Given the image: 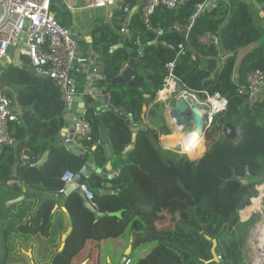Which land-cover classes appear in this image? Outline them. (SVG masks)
Returning <instances> with one entry per match:
<instances>
[{
    "label": "trees",
    "instance_id": "trees-1",
    "mask_svg": "<svg viewBox=\"0 0 264 264\" xmlns=\"http://www.w3.org/2000/svg\"><path fill=\"white\" fill-rule=\"evenodd\" d=\"M204 2L184 0L176 9L163 5L158 7L151 20L154 30L146 28L140 14L133 17L129 23L132 37L125 40L123 47L108 53L106 76L100 85L111 95L112 107L126 108L134 116L135 122H140L144 107L156 99L163 86L167 73L166 63L175 59L178 45L184 43V53L179 56L176 65V73L181 82L191 91L208 90L212 94L220 92L226 96L227 108L215 116V125L218 124L221 131L225 123H232L240 128V135L236 140L221 136L216 144L219 133L211 127L207 137L188 153L194 156L216 144L203 155L192 158L175 154L177 158L174 161L166 160L172 173L170 180L175 183L179 193L169 188L159 197H155L150 182L144 176L134 174L138 164L130 157L134 153L133 149L127 158H121V173L113 179L114 183L119 184V190L114 194L101 195L93 189L98 211L110 213L122 210L121 216L105 215L96 219L94 212L86 208L77 191H71L66 207L73 229L66 237L62 251L54 254V264H71L73 257L79 254L89 240L116 238L128 229L133 235V248L142 249L154 245L157 251L167 254V257L160 259L161 264H248L243 255L247 223L240 220L239 210L250 205L251 198L257 194L254 187L264 182V102L256 108L249 105L245 107L241 86H247L246 76L250 70L264 69V41H261L263 30L254 23L249 5L240 0H237L235 13L230 20L227 2H220L215 8L205 11L196 23L193 22L188 33L172 28L175 23L189 24L198 11V5ZM156 28L161 29L163 41L151 44L157 39ZM207 32L219 36L221 49L200 41L201 36ZM99 41L104 43L107 51L117 38L106 43L107 38L104 36ZM257 42L259 45L250 46L253 48L238 65L240 49ZM141 44L148 45L136 60L135 80L144 92L129 86H113L112 78L121 74L132 52L138 50ZM220 52L227 55V58L216 77L205 82L221 61ZM6 75L11 84L19 86L18 98L26 109L23 124L17 123L14 128L11 126L19 142L17 147L0 150V186L7 185L19 192L20 186L8 184V180L17 178L22 184L42 192L60 193L64 189L61 180L63 173L69 169L75 173L81 171L86 156L75 154L65 144L58 143L57 138L66 116V106L61 100L59 89L50 78L26 68L10 66ZM147 94L148 97L145 96ZM162 105V102H157L150 110V115H156ZM86 116L92 122L93 137L89 141L92 144L99 140V121L91 107ZM107 117L112 118L109 130L111 150L120 156L126 147L118 129L122 120L111 111L107 112ZM162 131L171 133L165 124ZM94 132H97L95 137ZM144 135L157 143L159 135L155 129L143 130L139 133L135 148H142L141 137ZM161 150L163 153L171 152ZM23 152L35 157H43L47 152L49 154L43 164L26 167L20 163ZM223 152L236 155L257 153L247 162L244 178L240 181L245 184L243 180L247 179L248 182L245 184V193L239 196L240 202L237 203L217 198L203 179L205 165ZM39 199L37 196H27L11 206L7 205L6 200L2 202L4 212L0 218V243L4 252L0 249V264H11L15 259L11 241L15 233H24L26 237L45 235L41 240L43 243L38 245V251L46 250L44 241L49 240L50 232H54V229L50 231V226L56 217V203L52 200L44 201L33 217ZM60 217L57 223L66 234L70 224L63 211ZM24 218L27 223L18 222ZM214 240L217 241L216 253L221 256L219 262L213 260ZM136 264H151L150 258H141Z\"/></svg>",
    "mask_w": 264,
    "mask_h": 264
},
{
    "label": "crops",
    "instance_id": "crops-1",
    "mask_svg": "<svg viewBox=\"0 0 264 264\" xmlns=\"http://www.w3.org/2000/svg\"><path fill=\"white\" fill-rule=\"evenodd\" d=\"M240 1H244L249 5L250 11L254 17V23H256V25H258L263 30V38L261 39V41H264V1ZM88 2L89 0H52V12L56 16L59 15L63 26L69 28L72 31V34L79 40V53L88 59L87 63L84 64L80 68V70L74 74V82L78 91V95L82 96L84 98V101L76 102L75 107H71L70 111H67L66 116H72L78 114L81 111L87 113L90 107L93 111V114L97 116L96 109L92 106V103L99 101L103 97L106 98V95L108 94V92H105L100 85V82H102L106 76V57L108 53H112L116 49L123 47L125 42V39L120 33L118 27L120 26L118 11L115 10V8L113 7L89 8L86 6ZM216 2L219 4L220 2L224 1ZM227 4L230 9L229 3ZM133 10L135 11L131 16ZM133 10L128 15L129 23L132 21L133 17L140 14V11L138 8H136V6ZM104 36L107 38L106 43H109L114 38H117V41L115 43H112L110 48L107 49V51L106 48H104V43L99 41V39ZM258 45L259 43L257 42L253 45H249V47L240 49L238 54V65L240 64L244 56L253 48L250 46ZM21 46H24V40H21ZM221 63H223V61ZM128 64L129 63L126 64L125 68L121 71V73L127 68ZM10 66L26 68L29 71H33V69L30 66L28 58L20 53L19 48H16L13 57H7L3 60H0V93L7 94L10 98H12L14 109L20 114V121L11 124L12 128H14L15 124L17 123L23 124L26 108L21 104L18 98L19 86L11 84L10 79L7 78L6 74ZM241 89L243 92L247 89V87L244 85L241 86ZM145 96L148 97V94ZM157 102H162V104L164 103V110L163 108H160L156 111V115H150V110L154 108V105ZM169 104L170 101L164 102L163 100H161L160 93L158 92L156 99L152 101L148 106L144 107L140 122H135L134 116L129 114L126 108L120 107L118 109L122 110L127 115H131L130 120L133 122L134 126H138L140 128L138 132V137L139 133L143 130L147 131L148 129H155L158 132L159 137L156 144L153 140H150L147 135L141 137L142 147L147 146V144H152V146L153 144H155L156 146L154 147V149H158L161 147L165 150H169V148L163 146L162 144L164 136L168 135L167 133H164L162 131L163 125L165 124L169 128H171V124H174L168 116ZM101 107L102 105L99 106V108ZM107 112L109 111L105 112L104 120L110 130L112 118L110 119L109 117H107ZM121 120L122 121L119 123L118 129L121 132L122 141H124L126 146H128L132 143L133 132L130 130V126L127 125L125 120L122 118ZM98 121L99 140L97 142H94L92 144H90V142L89 144H87L88 142L86 144H82L74 137V141L72 140L74 150L71 149L70 145L66 142L65 138L72 139V125H70L69 129L65 130L64 133H61L60 131L57 140L59 144H65L73 153L86 156V162L84 165L87 164L89 158H93L94 162L91 166L92 170L87 176L86 182L89 187H91L95 190L96 193L98 192L101 195L114 194L119 190V184L113 182V179L116 178L115 176H113V173L121 169V167L123 166L121 163V158H127L129 153H122L119 156L115 155L112 149L113 156L112 158H108L105 146L101 143L99 118ZM96 134L97 132H94V137L96 136ZM108 143L112 148L111 141L109 139V133ZM136 146L137 145H135V147ZM48 154L49 152H47L45 155L47 156ZM130 157L135 161V163H139L138 157L134 155V153H132ZM39 158L40 159L38 161V166L41 165L39 162L42 157ZM109 161H111L112 163V170L106 169ZM138 169L139 165L134 170V174L144 176L150 182V178L145 174H139ZM107 175H110V177H107ZM169 181L167 183H169ZM152 183L153 182L151 181L150 184ZM98 184L99 187L96 188ZM18 186L21 187V191L19 192L16 191V189L7 185L0 186V218L3 217L4 209L2 208V202H4V200H6L7 203V201L18 197H22V200H24L25 198H27V196H37L40 198L39 203L32 215L33 217L37 215L39 208L41 207L42 203L46 200H52L56 203L54 208V212H56V217L53 218V221L50 226V231L51 229H54V232H50L51 234L49 235V240L44 241L46 242V250L44 252L41 250L38 251V245H40V243H43L41 242V240L45 235H32L31 237H26L24 233H15L13 235L11 239L13 243L12 255H14L15 259L11 261V264H54L53 256L57 252L62 251V249L64 248L63 246L65 241L64 232L59 227V223L57 222L58 219L61 218L60 216L62 211L64 212L65 216H67V213H69L66 207V201L72 192H70L69 195H66L65 191L55 194H49L47 192H42L24 184ZM25 208L28 209V206L26 205ZM246 209L247 206L245 207L244 214L246 217L247 215L249 217L250 214L246 213ZM18 222L25 224L27 223V219L24 218L23 221L18 220ZM249 245H251L250 242ZM130 246L132 247L131 252L130 254H127V250ZM154 247V245H151L142 249L133 248V235L128 229L123 235L116 238L111 237L103 241L89 240L86 243L85 247L79 252V254L73 257L71 264H133V261L135 262L137 259L145 257L150 258L151 264H161L162 262L160 261V259L163 257H167V254L165 252L157 251ZM0 249H2L1 243ZM258 249L264 251V248L262 249L259 247ZM2 251L4 252L3 249ZM255 257L259 258L260 260H257L256 264H261L262 261L260 259V255H257Z\"/></svg>",
    "mask_w": 264,
    "mask_h": 264
},
{
    "label": "built area",
    "instance_id": "built-area-1",
    "mask_svg": "<svg viewBox=\"0 0 264 264\" xmlns=\"http://www.w3.org/2000/svg\"><path fill=\"white\" fill-rule=\"evenodd\" d=\"M181 1L184 0H89L86 6L89 8H115L119 13V31L126 40L132 37L128 15L135 6L139 9L146 28L154 30L151 20L157 8L163 5L170 9H176ZM205 3L206 0L198 5V11L192 16L189 24L175 23L172 28L188 33ZM217 5L218 3L214 1L208 9L215 8ZM155 31L157 37L161 35L160 28H156ZM21 40H24V46H21ZM200 41L221 49L217 34L207 32L201 36ZM9 46L19 48L20 53L28 58L34 72L44 75L54 82L59 89L61 100L66 106V113L69 112L71 108L69 104L78 94L74 74L87 63L88 59L79 53V40L69 28L63 26L61 20L52 12V0H0V60L8 57L7 48ZM178 47L179 51L175 59L166 63L167 73L159 93L165 95L164 102H171L172 99V102L185 100L183 92L188 97H196L203 112L207 113L205 120L213 127L215 116L226 110L228 99L220 92L212 94L208 90L191 91L183 85L176 73V65L179 56L184 53L185 44L180 43ZM220 58L221 62H224L227 55L220 52ZM246 83L249 90V106L252 108L261 106L264 102V69L250 70L246 76ZM106 99L107 104L110 105L111 95L109 93L106 95ZM72 117L74 137L82 144H86L93 135L91 121L84 111L72 115ZM19 121L20 114L14 109L12 98L7 94L0 93V150L5 147H17L19 142L11 131V124ZM39 159V157L23 152L20 156V163L26 167H37ZM120 173L121 170H117L113 176L118 177ZM75 174L70 169L63 173L61 176V180L64 182L62 192L74 180ZM8 184L21 185L22 183L17 178H11L8 180ZM255 187L264 197V182ZM79 188L87 200L97 208L93 189L86 183L79 185Z\"/></svg>",
    "mask_w": 264,
    "mask_h": 264
},
{
    "label": "rangeland",
    "instance_id": "rangeland-1",
    "mask_svg": "<svg viewBox=\"0 0 264 264\" xmlns=\"http://www.w3.org/2000/svg\"><path fill=\"white\" fill-rule=\"evenodd\" d=\"M172 101L173 99L169 104V108L175 104ZM164 106L165 105L163 103L162 106L163 110H164ZM177 128L176 125L171 124V128H169L171 133L165 135L162 141L163 146L169 148V150L171 151L170 153H163L161 147L158 149H154L151 144L148 146H144L142 148L138 146V148L140 149L138 148L134 149V155L138 157V161H139L138 172L139 174L147 175L150 178L149 180L153 182L151 184V187L155 197L161 196L164 193V191L169 188H171V190H173L176 194L179 193L175 188V183H173V181L170 180V176H172V173L170 172L169 166L166 165L165 161L166 160L174 161L177 158L175 154L188 155L190 157L193 156L191 154H188L191 148H187L186 146L184 147L181 146L180 148H178L175 146L179 142L178 138H176L175 136ZM212 128L219 133L216 142L217 144L220 137L222 136L223 126L221 127V131L220 128L218 127V124L213 126ZM216 144L212 145L211 147L215 146ZM211 147L206 149L204 153L207 152ZM256 154H257L256 152H252V153H245L243 155H236L233 152H223L219 154L215 159L211 160L209 163L205 165L203 179L211 187V190L216 193L217 198L221 200L228 199L234 203L240 202L239 196L243 195L246 190L245 184H243L240 180L244 178V170L247 167V162L253 159ZM234 176H236V178H234ZM168 181L169 183H167ZM254 188L257 191L256 196L259 195L260 193L258 188L257 187ZM252 198H251L250 206L253 205L254 203V201L252 202ZM263 200L264 198L262 199L261 207L259 209H256L254 212L252 211L253 213L251 212L252 214L250 213L248 218L244 214L245 208L239 210L240 220L247 223L246 229L244 231L246 244L243 249V255L245 261L248 264H256V261L259 260V258L255 256L257 255L262 256V254L264 253V251L258 249L259 247L257 246L255 245L253 246L252 244H251L252 246H250L249 238H248L251 236V231L254 228V225L261 219V215L259 214V212H264ZM250 206H247V208ZM103 240L105 239H102L101 241ZM260 259L262 261L261 264H263L264 255L260 257ZM138 260L139 259H137L135 262L133 261V264H135Z\"/></svg>",
    "mask_w": 264,
    "mask_h": 264
},
{
    "label": "water",
    "instance_id": "water-1",
    "mask_svg": "<svg viewBox=\"0 0 264 264\" xmlns=\"http://www.w3.org/2000/svg\"><path fill=\"white\" fill-rule=\"evenodd\" d=\"M214 1H224V2L229 3L230 15H229L228 19L230 20L232 18L233 14L235 13V10H236L237 0H206V3H205L203 10L200 11V13L197 16V18L195 19L194 23H196L199 20L200 16L208 9L209 6H211V4ZM134 11L135 10H133L131 16L133 15ZM162 41H163L162 36L159 35L157 37V39H155L154 41L151 42V44H158ZM147 45L148 44H141L140 47L138 48V50H135L134 52H132V56H131V59L129 61L127 68L120 75L112 78L111 83L113 86H117V87L129 86V87L137 88L141 92H144L143 88L135 80V74H136V60L144 52ZM189 47H190V43L188 44V48ZM15 51H16L15 47L9 46L7 48L8 57L9 58L13 57L15 54ZM221 64H222L221 61H219L215 70L213 71V73L208 78H206L204 80L205 82L210 80V79H214L216 77V74L218 73V71L221 67ZM248 94H249L248 89L243 91V96H244V104L243 105L245 107L249 105ZM78 101H84V98L77 94L73 97V101L69 104V106L75 107V105H76L75 103ZM174 103L175 104L171 107L179 109L180 112H186L187 111L188 105H187V102L185 100H177ZM84 105H85V102H84ZM100 105H102L101 108H99ZM92 106L96 109V115L98 116V118L100 120L101 143L105 146V149H106L107 154H108V158H112L113 153H112L111 147L108 143L109 127L104 120L106 111H111L113 113H116L118 116H120L122 119L125 120L127 125L130 126V130L133 132L132 143L125 147V149L123 150V154H127V153L131 152L135 148V145L137 143V138H138V132L140 130V128L138 126H134L133 122L130 120L131 115H127L122 110H119L118 108L112 107L111 105L107 104V99L105 97L101 98L99 101L93 102ZM79 113H83V111H81ZM189 115L191 116L192 114H189ZM206 115H207V113L205 112L203 114V117L201 118L202 120L199 121V123L198 122L195 123L196 126L193 125V127H195V137L204 138L206 135L207 129L209 127H211L210 124H208V122L205 120ZM65 119H66V122H65L64 127L61 130V133H64L65 130H68L70 125H72L73 126L72 133L74 134L73 117L72 116H66ZM171 121L176 126H179L178 123L174 122L173 120H171ZM240 133H241L240 128L238 126L232 124V123H225L223 125L222 136H225L228 139L236 140L238 138V136L240 135ZM73 138H74V135L72 136L71 140H68V138H65V140L70 145V148L74 150L73 144H72ZM193 140H194V136L190 137V141H193ZM185 142H187V138H186ZM185 154H187V153H185ZM203 154H204V151H203V153L199 152L197 155H194L191 157L197 158ZM46 158H47L46 155L43 156L39 163L42 164L46 160ZM93 162H94L93 158L88 159L87 164L82 167L81 171H79L78 173L75 174L74 180L67 185L66 190H65V194L69 195L71 191L76 190L77 193L80 195V197L83 199L84 205L86 206V208H88L89 210L94 212L96 219H101L105 215L121 216L122 210L117 211V212H110V213H103V212L98 211L97 208H95L87 200L84 193L79 188V185L87 182V176L90 174V172L92 170L91 166L93 165ZM106 169H108V170L113 169L111 161L108 162ZM107 177H110V175H107ZM234 178H236V176H234ZM243 182L246 184L248 182V180L244 179ZM21 200H22V197L11 199V200L7 201V205L11 206V205L17 204ZM67 219H68V222L70 224V227H69L68 231L66 232V234H64V239H66V237L71 233V231L73 229L72 220H71V216L69 213H67ZM216 246H217V241L214 240L213 241V247H212L213 260L216 262H219V256L216 253ZM131 248H132L131 246L128 248L127 254H130Z\"/></svg>",
    "mask_w": 264,
    "mask_h": 264
},
{
    "label": "bare ground",
    "instance_id": "bare-ground-1",
    "mask_svg": "<svg viewBox=\"0 0 264 264\" xmlns=\"http://www.w3.org/2000/svg\"><path fill=\"white\" fill-rule=\"evenodd\" d=\"M183 97L185 98V101L187 102L188 105V109L186 112H180L179 109H176L174 107L168 108L169 118L179 124V126H176V128L177 127L178 128L176 129V133H175V136L176 138H178L179 142L175 146L178 148H180L181 146L182 147L186 146L187 148H195L199 143H201L207 137L208 130L211 127L207 129L204 138L195 137V127H193V125H195V123L197 122L199 123V121L202 120L201 118L203 117L204 112L200 107V104L196 97H192V98L188 97L187 95H184V92H183ZM160 98L161 100L166 99L163 93L160 94ZM189 114L192 115L190 116ZM192 136H194V140L190 141V137ZM186 138H187V142H185ZM255 197L253 198L254 201L253 205H251L246 209L247 214H250L252 211L259 209L262 205L261 197H263V195L259 194L258 196ZM259 214L261 215V219L259 218L260 220L257 223L255 222L256 224L254 225V228L251 231V236L249 235L250 236L249 242L253 244V246L255 245L263 249L264 248V212H259ZM263 255L264 253L262 254V256Z\"/></svg>",
    "mask_w": 264,
    "mask_h": 264
}]
</instances>
